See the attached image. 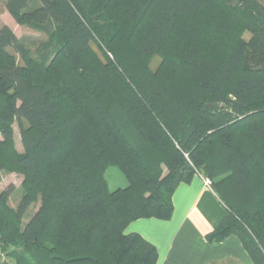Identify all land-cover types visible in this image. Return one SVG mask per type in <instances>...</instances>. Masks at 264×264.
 I'll return each instance as SVG.
<instances>
[{"label":"trees","instance_id":"obj_1","mask_svg":"<svg viewBox=\"0 0 264 264\" xmlns=\"http://www.w3.org/2000/svg\"><path fill=\"white\" fill-rule=\"evenodd\" d=\"M5 7L46 37L32 49L0 27V174L23 177L16 207L14 185L0 192L13 264H157L125 229L171 219L174 191L195 175L227 211L206 240L235 236L264 264V0ZM111 167L124 188L109 189Z\"/></svg>","mask_w":264,"mask_h":264},{"label":"crops","instance_id":"obj_2","mask_svg":"<svg viewBox=\"0 0 264 264\" xmlns=\"http://www.w3.org/2000/svg\"><path fill=\"white\" fill-rule=\"evenodd\" d=\"M172 204L168 221L139 219L125 229L126 234H138L155 246L157 264H252L237 237L215 243L206 240L227 211L201 176L178 185Z\"/></svg>","mask_w":264,"mask_h":264},{"label":"rangeland","instance_id":"obj_3","mask_svg":"<svg viewBox=\"0 0 264 264\" xmlns=\"http://www.w3.org/2000/svg\"><path fill=\"white\" fill-rule=\"evenodd\" d=\"M3 25H7L11 27L18 37L28 39L30 43H32L31 45L32 49L34 48L35 44L37 45L41 41L46 40L45 35L39 32L33 31L25 26L16 25L13 19L11 18V16L6 11L5 0H0V27ZM248 37H249L248 35H245V38H248ZM108 56L112 58L110 54ZM155 63L157 64V62ZM14 131H15L14 141H15L16 149L18 152H22L23 149H22L19 132H18L16 125L14 126ZM105 177L108 182V187L111 191H114L118 188H124L127 185L125 178L119 172V170L115 167H111L107 169ZM22 180H23L22 175L20 173H17L16 171L0 174V192L4 190L10 184L14 185V187L16 188L15 194L11 197L9 201V205L13 208L16 207V204L20 198V186H21ZM38 207H39V203H36L29 209V211L27 212L24 218V222H27L29 220V218L38 209ZM2 264H13V263L10 261L8 256H5V261Z\"/></svg>","mask_w":264,"mask_h":264},{"label":"built area","instance_id":"obj_4","mask_svg":"<svg viewBox=\"0 0 264 264\" xmlns=\"http://www.w3.org/2000/svg\"><path fill=\"white\" fill-rule=\"evenodd\" d=\"M203 183L205 185V187L209 188L211 190V182L209 179L207 178H203ZM1 248V247H0ZM5 256H7L6 251H2V249H0V264H2L5 261Z\"/></svg>","mask_w":264,"mask_h":264}]
</instances>
